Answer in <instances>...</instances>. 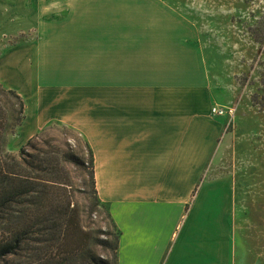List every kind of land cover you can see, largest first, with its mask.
I'll return each instance as SVG.
<instances>
[{
    "label": "crops",
    "instance_id": "1",
    "mask_svg": "<svg viewBox=\"0 0 264 264\" xmlns=\"http://www.w3.org/2000/svg\"><path fill=\"white\" fill-rule=\"evenodd\" d=\"M0 83L24 101L26 137L60 124L92 148L117 264H239L254 174L211 113L187 15L166 0H0Z\"/></svg>",
    "mask_w": 264,
    "mask_h": 264
},
{
    "label": "rangeland",
    "instance_id": "2",
    "mask_svg": "<svg viewBox=\"0 0 264 264\" xmlns=\"http://www.w3.org/2000/svg\"><path fill=\"white\" fill-rule=\"evenodd\" d=\"M166 1L187 15L199 30L214 100L234 107V125L227 128V133L236 144L238 169L243 167V173L254 174L253 212L247 211L246 225L234 234L237 258L239 264H264V110L252 101V94L260 88L264 62V0ZM221 119L227 123V118ZM27 133L28 128L23 126L14 131L8 128L3 135L5 151L18 155L29 139H52L62 147L69 144L77 155H81L80 149L87 155L85 140L67 126L52 124L32 137H26ZM67 169L72 187L55 189L53 195L66 193L79 204L83 225L90 233L88 248L97 258H105L100 245L109 237L105 214L101 208L88 209L81 173L72 164Z\"/></svg>",
    "mask_w": 264,
    "mask_h": 264
},
{
    "label": "trees",
    "instance_id": "3",
    "mask_svg": "<svg viewBox=\"0 0 264 264\" xmlns=\"http://www.w3.org/2000/svg\"><path fill=\"white\" fill-rule=\"evenodd\" d=\"M261 65L260 88L252 101L264 110V62ZM24 117L22 97L0 83V264H117L120 230L98 198L92 148L85 141L87 155L82 149L77 155L69 144L29 139L18 155L5 151L4 132L14 131ZM68 164L81 173L88 209L101 208L107 219L109 237L100 243L105 258L88 248L90 233L79 204L66 193L53 195L55 189L72 187Z\"/></svg>",
    "mask_w": 264,
    "mask_h": 264
},
{
    "label": "built area",
    "instance_id": "4",
    "mask_svg": "<svg viewBox=\"0 0 264 264\" xmlns=\"http://www.w3.org/2000/svg\"><path fill=\"white\" fill-rule=\"evenodd\" d=\"M211 113L214 116L227 118L226 128L234 125V107L215 102L211 106Z\"/></svg>",
    "mask_w": 264,
    "mask_h": 264
}]
</instances>
